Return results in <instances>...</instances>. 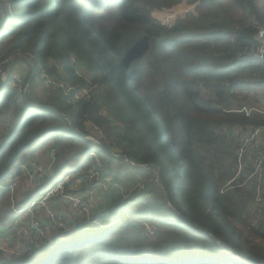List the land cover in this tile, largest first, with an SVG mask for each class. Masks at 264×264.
<instances>
[{
  "label": "trees",
  "instance_id": "16d2710c",
  "mask_svg": "<svg viewBox=\"0 0 264 264\" xmlns=\"http://www.w3.org/2000/svg\"><path fill=\"white\" fill-rule=\"evenodd\" d=\"M223 1L7 0L0 62L17 52L30 59L36 74L25 92L28 103L70 116L79 132L115 155L154 165L169 206L151 169L114 159L74 136L60 116L25 102L28 69L20 85L6 83L0 91L6 128L0 184L20 175L23 154L34 156L49 143L55 164L38 187L16 196V208L69 175L87 184L94 170L111 184L92 208L90 221L97 225L77 217L65 230L51 229L40 250L0 252V264H264V246L236 226L264 244V224L257 220L262 210L255 206L264 199V163L259 172L254 167L264 145L238 155L239 134L264 124L225 112L251 89L264 93V62L237 57L256 45L255 26L264 31V18L254 0H230L236 19L220 20L215 11ZM182 3L195 5L199 14L170 27L152 17ZM18 63L24 61L10 68ZM201 87L214 99H203ZM79 91L88 95L76 99ZM84 184L69 193L83 192ZM20 217L10 210L7 191H0V227ZM8 238L13 245L12 230Z\"/></svg>",
  "mask_w": 264,
  "mask_h": 264
},
{
  "label": "built area",
  "instance_id": "2783aa9c",
  "mask_svg": "<svg viewBox=\"0 0 264 264\" xmlns=\"http://www.w3.org/2000/svg\"><path fill=\"white\" fill-rule=\"evenodd\" d=\"M4 31V26L2 25L0 28V37L2 36V32ZM256 45L245 47L242 52L238 54L237 57H252L257 61L264 62V31L263 29L257 25L255 26V33L253 35ZM20 54L17 52L16 57ZM15 55L13 58H15ZM21 56H25L24 54H20ZM26 57V56H25ZM11 59V58H10ZM9 61L0 62V82L4 81L9 86L20 85L22 78L20 74L15 72H10L9 68L6 70L7 64ZM49 85L50 81H46ZM70 89V88H68ZM76 99H80V97L76 96ZM249 116V114H246ZM246 116V117H247ZM249 118V117H248ZM259 127V126H258ZM95 132L99 130L96 127H92ZM252 129V128H249ZM252 134H247L241 139V144L238 149V155L242 156L246 150L248 151L250 147L252 149L259 150L258 146V136L257 133H264V126L257 128L256 130H249ZM52 157L54 154H51ZM264 155L259 156L257 159H254V167L255 171L259 172L260 167L263 164ZM98 161V160H96ZM99 164V162H98ZM52 162L50 163L48 169L52 167ZM20 169V177L25 181H28L31 184H36V187L40 184V177L43 174L49 173L48 169H42L41 165L37 163H22L19 165ZM39 176V178H38ZM18 177L10 176L5 182L0 184V191H7V196L9 200L10 210L16 214L21 216L18 220H16L13 224H5V233L8 235L9 231L14 232V238L12 241V247L5 248V246L0 245V252H4L7 254H18L21 249L26 251H36L40 250L44 247L46 241V233L44 226L41 222V218L35 216V212L37 210H41L43 208L44 216L46 220L51 223L55 229L57 230H65L66 223L61 213L50 210L48 208V204L52 199H56V202L67 203L70 207V210L77 216L85 218L87 222L97 225L95 222L90 221V216L92 214V208L96 201V196L92 191V185L90 182L93 179L96 181V185L101 186L104 192H107L108 187L111 184V180L109 179H101L99 177L98 172L92 170L88 173L87 184L85 182L83 192L79 194L69 193V189L75 184V188L77 186L82 187L81 184L84 180L80 178L74 179V182H68V176L61 178L57 181L53 186H51L44 195L38 196L36 199H33L28 206L23 209H18L15 206L16 196L14 193L15 187V179ZM82 181V182H81ZM38 182V183H37ZM35 189V188H34ZM72 188V190H74ZM264 202V199H263ZM7 235H3L4 240L7 237V241L9 240Z\"/></svg>",
  "mask_w": 264,
  "mask_h": 264
},
{
  "label": "rangeland",
  "instance_id": "374dc122",
  "mask_svg": "<svg viewBox=\"0 0 264 264\" xmlns=\"http://www.w3.org/2000/svg\"><path fill=\"white\" fill-rule=\"evenodd\" d=\"M7 4H8L7 0H0V5L4 8V10H6ZM254 4H255L254 7L257 10V12H259L261 14V17L264 18V0H254ZM217 6H218V8H216L215 13H218V15L220 16L219 17L220 20L222 18H224L225 16L229 17L232 13L235 12L233 4H232L231 1H225V2H223V3H221V4L217 5ZM177 11H178V9H177V7H175L172 10H164V11H161V12H153L152 13V17L156 18L164 26L170 27V26H172L174 24V22L178 18L183 19L186 15H188V14L184 15L183 12H180V11L177 12ZM200 12L206 14L207 13V9L206 8L201 9ZM190 14H192L193 17H196L199 13H196V9H194ZM251 19H252V17L249 19V21ZM192 47H194V45H188L189 49H192ZM20 54H22V53L20 52ZM20 54L17 57L21 56ZM14 55L11 56V60L14 57ZM15 57H16V55H15ZM10 67H9V71L10 72H15L17 74H20V76H24V75L27 74V71L24 70V63H18L16 65H14L12 69ZM22 70H24V72H22ZM87 95H88V91H79V92H77L76 96L82 98V97L87 96ZM201 97L203 99H206V100L214 99V95H212L204 87H201ZM225 112L230 113L232 115H244V116H247L246 114H249V116H247V117L252 118L254 120H257V121H260V122H262L264 124V93L261 92V90L251 89L249 91V97L247 95L246 98H242V99L239 98V99L231 100L229 102L228 108H227V110H225ZM262 126H264V125H262ZM259 127H261V126H259ZM259 127L252 128V129H246L245 128V131L242 132L241 134H239L240 138L243 139L245 135H247L249 133L252 134L251 132H249V130H256ZM5 131H6V128L4 127L2 122L0 121V137L4 134ZM238 131L240 132V130H238ZM234 135H237V131L234 132ZM257 136H258V139H257L258 146L261 147V146L264 145V133H257ZM1 145H3V140L2 139L0 140V146ZM51 148H52V144L49 143L48 145L43 146L34 156L30 155L29 152H27V153L23 154L20 157L19 162H21V163H28V162L37 163V164L41 165L42 169H48V167H49L51 162H52V164L53 163L55 164L54 160H50V158H53L52 155H51L53 153ZM250 148H252V147H250ZM263 152H264V150H263ZM245 153H247V150H246ZM263 155H264V153H263ZM78 162H79V159H76L75 161H73L71 163V165L69 166L70 169H67L65 172L72 171V169H74L76 167ZM263 163H264V160H263ZM53 169L54 168L52 166L48 170L51 173ZM72 176L73 175H69L68 176V178H69L68 182H70V181L74 182V179L72 178ZM38 178H39V176H38ZM262 178L264 179V176ZM40 179H41V177H40ZM83 182L85 183L86 181H83ZM26 187H28L30 189H34V188H36V184H31L28 181H25L24 179H22V177L18 176V178L15 179V187H14L15 195H19V193L20 194H24L25 193L24 190L26 189ZM72 188L73 189L75 188V184H73V186L69 189V191L72 190ZM92 191L95 194L96 199H97L98 195H100L102 192H104L103 188L101 186L96 185V184L92 185ZM20 198H22V197L20 196ZM36 198L37 197H35L34 199H36ZM258 198L261 199V195H258ZM54 200H56V199H52L46 205H51V203ZM263 203L264 202L262 201V199L259 200L257 203H255V206L258 208L257 211H259V210L261 211L262 210V215L257 219V220H261L262 224H264V204ZM66 205L68 206V209L71 212V213L70 212H68V213H70V216H74V220H75L77 218V216L70 210V207H69V205L67 203H66ZM259 206H261L262 208H260ZM5 208H7V206ZM49 209L53 210L51 208H49ZM35 216H37L38 218H41V222H42V224L44 226L46 234L49 233V231L51 229H55V227L46 220V218L44 216L43 208H41V210H37L35 212ZM62 216L64 218V221H65L66 225H67V218L68 217L65 220L64 216H66V214L62 213ZM78 218H82V217H78ZM83 219H85V218H83ZM253 224L256 226L258 224V222L253 220ZM236 226H237V228L239 230L243 231V236L245 238H248L249 240H253L256 244H258L260 246H264L263 242L259 241L258 238L254 234H248L246 228H244L243 226H241L239 224H236ZM47 227L48 228L50 227L51 229L46 231ZM4 231H5V226L0 227V234L3 233ZM146 231L148 232V235L150 236L151 235L150 234L151 231L149 229H146ZM1 236H3V234ZM1 238H2V240L0 241V245L2 246L6 242L4 241V237H1ZM5 248H8V247H5Z\"/></svg>",
  "mask_w": 264,
  "mask_h": 264
},
{
  "label": "water",
  "instance_id": "95a60500",
  "mask_svg": "<svg viewBox=\"0 0 264 264\" xmlns=\"http://www.w3.org/2000/svg\"><path fill=\"white\" fill-rule=\"evenodd\" d=\"M3 21H4V11H3V7L0 5V28L1 26L3 25ZM18 60H21V61H24L28 66H29V69H30V75L27 77L26 79V82L23 86V89H22V97L24 99L25 102L28 103L27 101V98H26V89L29 87V85L31 84L35 74H36V68L33 66V64L31 63L30 59H28L27 57L25 56H19V57H15L13 58L11 61H9V63L7 64V67H6V70L16 61ZM5 82L2 81L0 82V91L2 89V87L4 86ZM29 104V103H28ZM31 107H34V108H39L41 110H45V111H49V112H53L55 113L56 115L60 116L61 118H63L64 120L67 121L68 125H69V130L70 132L74 135V136H77V137H80V138H83V139H88L90 141H92L93 143L97 144L103 151H105L106 153H108L111 157H113L114 159H119V160H123V161H127V162H130L132 163L135 167H138V168H149L153 171L152 173V178L154 180V182L157 184L158 188L160 189V192L163 194V197H164V200H165V203L167 204V206H169L168 204V201H167V196H166V192L164 190V188L161 186L159 180H158V175H157V172H158V169L154 166V165H148V166H139V165H136L134 164L132 161H130L126 156L124 155H115L113 150L108 147L107 145H105L104 143H102V141H100L98 138H95L93 136H89V135H86V134H83L81 132H79L75 127H74V124H73V119L68 116V115H64L62 114L61 112H59L56 108L52 107V106H46V105H43V106H34V105H31L29 104ZM179 216V215H177ZM184 221H186L188 224H190V226H192L193 228H195L196 230L198 231H202L199 227H197L196 225H194L191 221H189L186 217H181Z\"/></svg>",
  "mask_w": 264,
  "mask_h": 264
},
{
  "label": "crops",
  "instance_id": "0c3cea01",
  "mask_svg": "<svg viewBox=\"0 0 264 264\" xmlns=\"http://www.w3.org/2000/svg\"><path fill=\"white\" fill-rule=\"evenodd\" d=\"M225 1H230V0H224L223 2H225ZM222 2V3H223ZM194 8H195V5H193V6H189V5H187L186 3H182V4H180V5H178L177 6V9H178V11L177 12H183L184 13V15L185 14H190L193 10H194ZM233 16V20H235L236 19V16H234V13H232L231 14V17ZM225 18H227L226 16L224 17V18H222L221 20H223V19H225ZM229 19H231L232 20V18H229ZM25 63V62H24ZM28 69H29V66L25 63L24 64V70H26V71H28ZM24 70H22V72H24ZM21 72V71H20ZM50 173V172H49ZM48 174V173H47ZM48 207L49 208H51V209H53V210H55V211H57V212H59V213H64V214H66V217H68L67 218V225H71L72 223H74V216H70V211H69V209H68V206L65 204V203H63V202H52L51 203V205H48ZM68 212H70V213H68ZM68 213V214H67ZM65 217V216H64ZM49 229H51L50 227L48 228H46V231L47 230H49ZM7 235L6 233H5V231L3 232V233H1L0 234V238L1 237H3V236H1V235ZM5 241H6V243H4L3 244V246H5V247H11L12 245H11V242L9 241V244L7 243V237L5 238Z\"/></svg>",
  "mask_w": 264,
  "mask_h": 264
}]
</instances>
